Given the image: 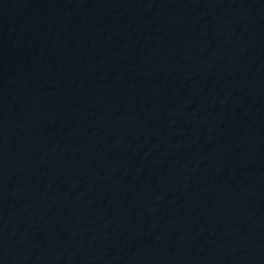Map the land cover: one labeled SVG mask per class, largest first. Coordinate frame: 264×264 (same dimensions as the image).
<instances>
[{
  "label": "water",
  "instance_id": "95a60500",
  "mask_svg": "<svg viewBox=\"0 0 264 264\" xmlns=\"http://www.w3.org/2000/svg\"><path fill=\"white\" fill-rule=\"evenodd\" d=\"M0 264H264V0H0Z\"/></svg>",
  "mask_w": 264,
  "mask_h": 264
}]
</instances>
